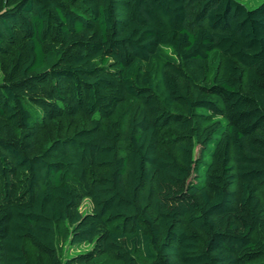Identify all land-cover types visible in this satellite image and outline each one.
Masks as SVG:
<instances>
[{
  "label": "trees",
  "instance_id": "16d2710c",
  "mask_svg": "<svg viewBox=\"0 0 264 264\" xmlns=\"http://www.w3.org/2000/svg\"><path fill=\"white\" fill-rule=\"evenodd\" d=\"M260 188L264 1L0 0V264H264Z\"/></svg>",
  "mask_w": 264,
  "mask_h": 264
},
{
  "label": "rangeland",
  "instance_id": "374dc122",
  "mask_svg": "<svg viewBox=\"0 0 264 264\" xmlns=\"http://www.w3.org/2000/svg\"><path fill=\"white\" fill-rule=\"evenodd\" d=\"M66 1V0H64ZM237 2L245 5L249 9L256 8L259 6L264 0H236ZM135 107L134 102H129L126 106H124L123 111L125 113L127 112V117L130 114V111ZM122 111V112H123ZM200 114H203L202 112H198V116ZM205 114V113H204ZM204 117H199V121H202V126H205L208 121L204 120ZM212 121L215 120V118L211 119ZM88 127V120L82 117H77L74 119H63L60 121L53 122L51 124H48L45 129L42 130L39 139L37 140V152H41L44 147L50 142L52 139L56 137H63L66 136L76 130H79L81 128ZM176 134V131L174 129H168L164 133H162V138L164 140V145H168L167 143L170 142V140L173 139L174 135ZM126 145V141L123 137L122 141L120 142L121 150L124 151ZM199 147L196 148V152L198 151ZM264 196V188H260V197ZM90 209V204L87 200H85L80 208L81 212H86ZM58 235L60 242L58 244L59 252L61 259L73 256L77 253L84 252L89 249L88 246H81L77 248H69L68 247V229L60 225L58 227ZM26 256L28 259L29 264H48L46 259L42 256H39L34 250H32L30 247H25ZM95 264H117L116 262H113L110 258L109 259H102L98 261ZM168 264H177L174 261L169 262Z\"/></svg>",
  "mask_w": 264,
  "mask_h": 264
}]
</instances>
